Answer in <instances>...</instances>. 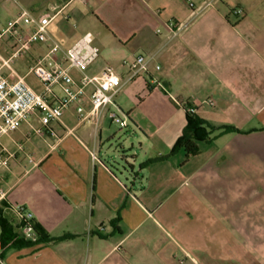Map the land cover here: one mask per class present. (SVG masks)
I'll return each instance as SVG.
<instances>
[{
	"label": "crops",
	"instance_id": "obj_1",
	"mask_svg": "<svg viewBox=\"0 0 264 264\" xmlns=\"http://www.w3.org/2000/svg\"><path fill=\"white\" fill-rule=\"evenodd\" d=\"M22 8L53 15L47 31L62 49L92 34L99 56L69 69L76 83L109 68L121 87L96 119L77 111L90 112L88 85L59 120L35 111L0 137V211L25 241L4 249L2 264L264 262V0H0V30ZM170 19L186 27L175 33ZM14 45L0 37V57ZM48 46L32 44L3 74L40 92L28 68ZM140 54L147 70L129 78L126 62ZM61 96L55 86L50 104ZM189 106L218 130L188 159L182 148L159 159ZM17 204L36 241L23 237Z\"/></svg>",
	"mask_w": 264,
	"mask_h": 264
},
{
	"label": "built area",
	"instance_id": "obj_2",
	"mask_svg": "<svg viewBox=\"0 0 264 264\" xmlns=\"http://www.w3.org/2000/svg\"><path fill=\"white\" fill-rule=\"evenodd\" d=\"M229 12L235 15L242 14V10L238 7L231 8ZM52 18L53 15L48 13L35 16L22 8L18 16L0 30V37L10 34L15 39L14 49L10 56L7 59L0 57V137L17 129L21 122L35 111L42 112L45 121L59 120L64 109L71 102L80 100V96L88 85L92 87L88 95L89 114L84 113L82 106L77 107V111L83 119L90 118V116L96 119L102 109L108 105H114L115 96L121 87V79L109 68H104L99 75L83 74L78 83L74 81L69 72L70 68L83 72L98 58L99 48L93 44L92 34L90 32L84 33L71 46L62 49L47 31ZM167 25L174 28L175 33L177 30L186 27L185 23L174 19H170ZM47 42H49V46L46 52L38 56L28 68V72L39 80L42 86L40 92L28 87L22 79L10 81L3 74L2 67L4 64L20 56L32 44ZM126 66L129 78H132L147 70V61L144 55L140 54L127 61ZM55 86L59 87L62 96L55 105H52L49 101ZM208 102L212 104L213 100L208 99ZM187 110L194 112V107L189 106ZM107 116L120 127L127 125L126 116L117 109L108 110ZM1 197L2 192L0 190ZM14 211L19 219L23 237L30 241H36L38 234L34 229L31 214L19 204L14 206ZM0 264H2L1 258Z\"/></svg>",
	"mask_w": 264,
	"mask_h": 264
},
{
	"label": "trees",
	"instance_id": "obj_3",
	"mask_svg": "<svg viewBox=\"0 0 264 264\" xmlns=\"http://www.w3.org/2000/svg\"><path fill=\"white\" fill-rule=\"evenodd\" d=\"M224 130H233L232 127H225ZM218 130L217 127L211 126L205 123L201 118H199L194 112L188 111L186 108V124L182 129L180 136L175 141V144L169 154L159 157V159L165 158L168 155L174 153L179 149L185 151V158L188 159L195 155L199 151L197 141L199 140H209L210 135ZM157 160L156 158L149 159L143 164H147ZM34 229L38 234V226L35 224ZM72 235H63L58 238H53V240L66 239ZM45 238L41 235V239ZM0 258L2 257V251L8 247H21L25 244V241L21 239L15 232H12L10 225L6 219L2 216L0 211Z\"/></svg>",
	"mask_w": 264,
	"mask_h": 264
},
{
	"label": "rangeland",
	"instance_id": "obj_4",
	"mask_svg": "<svg viewBox=\"0 0 264 264\" xmlns=\"http://www.w3.org/2000/svg\"><path fill=\"white\" fill-rule=\"evenodd\" d=\"M4 264H8L6 261H4ZM257 264H259V263H257ZM260 264H264V262H262V263H260Z\"/></svg>",
	"mask_w": 264,
	"mask_h": 264
}]
</instances>
